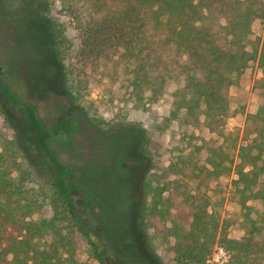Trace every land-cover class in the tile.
<instances>
[{
	"label": "trees",
	"instance_id": "obj_1",
	"mask_svg": "<svg viewBox=\"0 0 264 264\" xmlns=\"http://www.w3.org/2000/svg\"><path fill=\"white\" fill-rule=\"evenodd\" d=\"M21 1L3 3L16 8ZM52 1L77 31L72 36L65 22L51 19L53 51L73 99L80 100L89 82L88 68L92 77L121 81L136 109L148 110L173 88L171 114L181 125L204 124L223 137L219 144L204 139L193 149L177 145L163 173L145 176L142 225L153 232L149 242L173 238L177 264L204 263L217 242L231 251L228 264H248L261 231L253 210L264 213V104L248 113L241 135L227 131L226 123L231 86L253 62L264 71V37H252L254 22L264 19V0ZM0 86L6 106L24 114L49 169L42 175L21 140L10 138L0 123V264H88L77 256V230L100 264H112L106 243L79 220L71 167L52 147L55 137L74 134L78 124L66 117L50 129L1 65ZM88 116L104 129L101 118ZM230 139L236 153L225 146ZM233 173L235 200L251 224L243 240L228 235L223 198L213 200L203 189Z\"/></svg>",
	"mask_w": 264,
	"mask_h": 264
},
{
	"label": "rangeland",
	"instance_id": "obj_2",
	"mask_svg": "<svg viewBox=\"0 0 264 264\" xmlns=\"http://www.w3.org/2000/svg\"><path fill=\"white\" fill-rule=\"evenodd\" d=\"M51 19L65 22L71 35H77L58 2L22 0L20 6L8 8L0 0V65L13 89L24 87L27 100L38 108L50 129L66 117L78 124L74 134L55 137L52 147L71 167L69 182L79 220L95 239L106 243L112 264H177L174 239L158 238L151 244L148 237L153 232L142 225L144 178L150 173H163L177 153V145L193 149L202 145L204 139L212 138L219 144L223 137L204 124L181 125L171 114L173 88L151 103L148 110L136 109L121 81L112 82L109 76L92 77L88 68L89 82L82 87L80 100L73 99L53 51ZM252 37L263 39L264 19L254 22ZM229 96L231 114L226 129L241 135L248 113H255L264 104V71L258 62L240 75ZM88 114L101 118L104 129L96 126ZM0 123L10 138L21 140L39 172L45 175L48 163L36 136L24 114L6 106L1 86ZM225 146L237 152L231 139ZM205 155L203 150L201 156ZM234 178V173L221 176L209 181L203 189L213 195V200L223 198L220 210L222 221L228 225V235L243 240L249 235L251 224L235 200ZM196 184L191 182L192 186ZM262 212L253 210L261 231L255 233L248 264H264ZM49 213L47 210L46 214ZM75 238L78 258L88 264H100L91 252L87 236L77 230ZM231 257V251L217 242L202 264H228Z\"/></svg>",
	"mask_w": 264,
	"mask_h": 264
},
{
	"label": "built area",
	"instance_id": "obj_3",
	"mask_svg": "<svg viewBox=\"0 0 264 264\" xmlns=\"http://www.w3.org/2000/svg\"><path fill=\"white\" fill-rule=\"evenodd\" d=\"M212 260L211 259H209V262H211Z\"/></svg>",
	"mask_w": 264,
	"mask_h": 264
}]
</instances>
